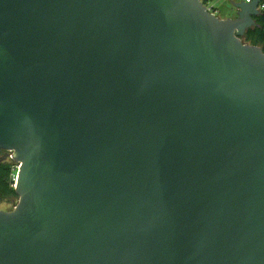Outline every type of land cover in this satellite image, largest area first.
<instances>
[{
    "label": "water",
    "instance_id": "water-1",
    "mask_svg": "<svg viewBox=\"0 0 264 264\" xmlns=\"http://www.w3.org/2000/svg\"><path fill=\"white\" fill-rule=\"evenodd\" d=\"M264 0H0V264H264Z\"/></svg>",
    "mask_w": 264,
    "mask_h": 264
},
{
    "label": "trees",
    "instance_id": "trees-1",
    "mask_svg": "<svg viewBox=\"0 0 264 264\" xmlns=\"http://www.w3.org/2000/svg\"><path fill=\"white\" fill-rule=\"evenodd\" d=\"M201 1L208 6L214 0ZM261 5L263 6L261 12L253 17L255 25L245 31L242 39L248 44L260 46L264 51V1ZM211 10L214 12L215 9L212 7ZM3 153L4 151L0 150V203L11 197L18 199L13 186L16 177V166L3 158Z\"/></svg>",
    "mask_w": 264,
    "mask_h": 264
},
{
    "label": "rangeland",
    "instance_id": "rangeland-1",
    "mask_svg": "<svg viewBox=\"0 0 264 264\" xmlns=\"http://www.w3.org/2000/svg\"><path fill=\"white\" fill-rule=\"evenodd\" d=\"M215 5L219 9L214 10V13L217 16H219L220 18H225V15H226L225 12L229 11V9L232 7V6L230 7V5L223 0H218L217 2H215ZM233 16H229V17H233ZM11 154L12 153H10L9 151H4L3 158L10 161L11 163H13L17 167V163L13 159H11V157H10ZM16 202H17V198H14V197L5 199L2 203H0V210L9 211L13 208V206L16 204Z\"/></svg>",
    "mask_w": 264,
    "mask_h": 264
},
{
    "label": "crops",
    "instance_id": "crops-1",
    "mask_svg": "<svg viewBox=\"0 0 264 264\" xmlns=\"http://www.w3.org/2000/svg\"><path fill=\"white\" fill-rule=\"evenodd\" d=\"M218 0H214L213 2H211V3H209L208 4V6L209 7H213L215 10H218L219 8L215 5V2H217ZM223 1H225V2H227L229 5H230V7L232 6V4L234 3V2H237L238 0H223ZM226 13V15H225V18L226 17H229V16H233L234 14H235V9L233 8V6L229 9V11H227V12H225Z\"/></svg>",
    "mask_w": 264,
    "mask_h": 264
},
{
    "label": "built area",
    "instance_id": "built-area-1",
    "mask_svg": "<svg viewBox=\"0 0 264 264\" xmlns=\"http://www.w3.org/2000/svg\"><path fill=\"white\" fill-rule=\"evenodd\" d=\"M246 1H249V0H246ZM211 8V7H210ZM260 8H263V6L262 5H260ZM10 153H12V152H10ZM12 155H10V157H11Z\"/></svg>",
    "mask_w": 264,
    "mask_h": 264
}]
</instances>
